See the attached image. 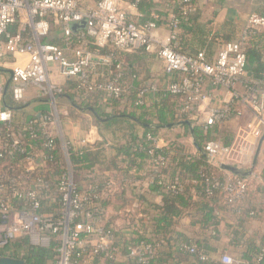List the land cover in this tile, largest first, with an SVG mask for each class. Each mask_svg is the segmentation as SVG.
<instances>
[{"label":"built area","instance_id":"built-area-1","mask_svg":"<svg viewBox=\"0 0 264 264\" xmlns=\"http://www.w3.org/2000/svg\"><path fill=\"white\" fill-rule=\"evenodd\" d=\"M93 2V8L82 10L77 0H0V60L6 54L29 58L28 64L13 69L14 101H24L30 83L42 87L54 100L52 113L41 119L35 117L18 126L16 131L9 126L13 112L3 106L5 86L0 84V242L27 237L34 246L48 247L54 235L60 240L61 246L51 264H80L82 259H94L96 256H105L115 262L118 256L116 232L105 224V211L99 208L100 202L114 192L115 184L108 181L95 183L84 190L79 188L69 162L70 149L74 147L70 142L64 141L67 171L57 186L61 203L60 216L43 212L45 204L55 201L50 195V184L43 177L29 176V173L43 168L45 162L39 159L40 154L27 150L28 141L42 137L46 141L45 146L51 149L54 137L60 136L54 131L60 119L55 98L65 94L66 88L51 81L50 65L59 66L66 78L75 79L76 91L83 97L102 92L107 99H123L125 88L121 78L126 63L114 55L103 57V63L107 66L117 63V74L97 78L93 73V55L85 47L87 37L92 38L95 45L101 48L109 46L120 51L144 49L154 54L164 63L165 74L176 78L167 85L165 91L181 99L180 113L190 119H194L201 107L209 101L211 90L227 91L230 100L208 111L204 122L206 129L243 116V108L252 112L253 120L240 130L233 143L224 144L218 140L205 142L204 152L212 165L219 167V164H226L237 168L247 165L253 148L264 135V79H248L245 49L246 42L253 35L264 33V17L250 15L239 40L223 45L216 59L211 62L205 52L186 56L176 50L180 25L178 17H170V35L163 42L154 35L157 29L155 21L138 25L120 9L118 0ZM179 3L184 17L194 10L193 0H180ZM52 18L62 30L66 47L73 46L74 28L86 23V31L80 33L75 41L74 60L67 58L64 48L45 40L51 33ZM12 26H17L16 32L11 31ZM240 85L245 87V93L239 91ZM157 90L156 84H148L140 92L137 105H144L147 94ZM146 141L154 144L149 151L154 177L166 190L179 192L182 186L180 183L169 184L165 181L162 171L168 159L158 152L155 137L148 134ZM17 155L23 156L21 173H15L14 166L7 164L8 159ZM203 186L206 196L219 193L233 207L243 203L250 191L246 178L227 171L219 177H206ZM250 216H256V213L251 212ZM156 248L153 243L141 242L137 247H129L128 256L134 258L137 264H149L151 257H148V253ZM182 248L192 255L198 254L195 247L183 245ZM199 259L205 261L207 257L199 255ZM221 262L236 263L228 254H223Z\"/></svg>","mask_w":264,"mask_h":264},{"label":"crops","instance_id":"crops-1","mask_svg":"<svg viewBox=\"0 0 264 264\" xmlns=\"http://www.w3.org/2000/svg\"><path fill=\"white\" fill-rule=\"evenodd\" d=\"M77 1L82 10L95 6L93 0ZM118 2L120 9L138 25L155 21L157 29L154 35L163 42L168 40L170 35L168 22L170 17L177 14L179 0H146L139 6L134 3V0H118ZM254 13L264 15V0H196L193 24L195 27H203L205 34L201 36L196 31L186 33L184 49L188 53L205 52L209 61H214L225 43L239 40L247 26L249 16ZM82 26L85 28L84 25ZM10 29L16 32L17 26H12ZM45 40L64 48L69 60L75 59L73 53L75 46H65L62 30L54 18L51 19V33ZM86 49L93 55L94 75L97 78L107 77L110 74L109 67L103 63L101 54L89 48ZM124 58L132 72L147 76L146 85L156 84L158 89L165 90L167 85L176 79L175 76L169 77L165 74L164 63L154 54H140L131 50L125 53ZM28 62L27 56L11 54H6L0 60V84L6 88L10 83L3 106L12 110V123L17 126H22L35 117L41 119L54 111V100L42 87L34 83L27 85L23 102L14 101L12 76L9 72H13L16 66H25ZM50 69L51 81L65 87L67 91L66 95L55 98L61 116L59 123L55 126V133L64 135L66 138L64 140L70 142L75 149L86 148L89 151L88 158L94 171L91 178H94L96 183L112 181L115 184L114 192L103 201L105 224L114 228L116 232L115 246L118 248V256L115 264H132L128 256V247L131 242L139 238L152 242L158 240L157 221L163 213L166 190L156 182L149 161L140 158V154H135L138 150L136 145L143 139L146 140L148 134L155 137L156 147L170 159L165 181L169 184L181 183L191 196L187 207H179L182 211L175 225L171 227V231L166 232L159 239L164 264H199L197 263L199 260L197 261L194 255L182 248L181 244L184 243L191 242L192 245L189 246L200 247L208 241L217 249L215 257L219 261L223 254H228L238 262L241 261V256L236 251L243 248H234L235 243L239 240L260 242L264 237V141L262 142V138L253 148L251 160L247 165L239 167L244 173L251 172L246 179L253 185L244 208L248 211H256V216L239 215L234 209L226 208L220 200H216L214 214L218 217L219 223L213 228L205 229L200 223L201 200L198 196L199 187L195 183L196 172L194 171L199 167L195 158L204 154L203 150H199L195 145V137L190 127L189 142L186 141L187 137L183 131L186 128L183 125L165 127L174 123L160 125L156 116L151 118L152 124L149 126L129 119L123 124L107 127L105 122L99 121L96 117L93 108L88 106L87 97L76 92V80L66 78L57 65H50ZM239 91L245 93V87L240 85ZM159 98L155 95L149 96L145 106L155 110L156 103L160 104ZM230 98V94L225 90H211L209 101L201 107L194 119H190L193 129L195 126H201L206 130L204 122L208 111L229 101ZM118 103L113 105L106 98L95 102L97 109L104 114L133 112L130 107L126 108L125 103ZM243 112V116L239 118L208 128L209 138L206 141L218 140L224 144L233 143L240 130L253 120V114L249 109L243 108ZM151 126L160 128L158 132L152 133L148 131ZM179 129L182 134L173 136L172 133ZM85 140L86 143H83ZM175 144H179L182 150L174 148ZM249 164L250 169L243 171ZM78 182L80 188L88 187V181L79 178ZM21 241L22 237H18L0 242V257L24 261ZM47 264L51 262L48 261ZM82 264H106V261L104 259L85 260Z\"/></svg>","mask_w":264,"mask_h":264},{"label":"trees","instance_id":"trees-1","mask_svg":"<svg viewBox=\"0 0 264 264\" xmlns=\"http://www.w3.org/2000/svg\"><path fill=\"white\" fill-rule=\"evenodd\" d=\"M146 0H140L137 2L134 0V3L136 5H140ZM222 1V0H221ZM180 2V0H179ZM194 3V10L185 17L181 15V5L179 3L178 6V12L175 15L180 20L179 29L177 31V42L178 46L176 50L186 56L196 55L199 52L194 53H188L184 49V37L186 33H195L198 32L201 36L205 34V29L201 26H194L193 22V13L195 11V5L196 0H193ZM221 3V2H220ZM223 5V2H222ZM252 15H259L264 17V15L254 13ZM85 28L82 26V24L77 25L74 28L73 32V46L75 45V41L77 40V37L80 33L85 32ZM86 48L91 49L92 51H96L101 54L102 57H106L109 55H114L118 57L120 60H123L126 63V70L123 73V77L121 78V82L123 84V88H125V94L123 96V99L120 101L107 99L105 97V94L102 92H96L88 94L87 101H89L88 106H91L93 110L95 111L96 117L99 119V121H103L106 123L107 127L113 126V125H119L123 124L127 120H135L137 123H140L145 126H149L152 124L151 118L157 117L160 121V125H165L168 123H177L182 121H191L190 118L184 114L180 113V104L181 99L179 97L173 96L168 94L165 90L158 89L155 93L147 94V97L145 98V104L144 105H137L139 101V94L140 92L147 86L146 81L148 80L147 76H142L140 73L133 71L130 68V66L127 64V61L124 58V55L128 51H120L117 50L114 47H98L95 45L94 40L90 37H87L86 40ZM226 44V43H225ZM224 44V45H225ZM223 47V46H222ZM247 58H248V64H247V77L248 79H254V80H262L264 79V33H256L253 35L248 42H246L245 45ZM134 52L140 53V54H148L144 49H134ZM117 63L114 62L111 65H109V73L110 76H115L117 74ZM77 88V82L75 85V90ZM77 92V91H76ZM67 91L65 92L66 95ZM78 93V92H77ZM82 95V94H81ZM151 95H155L160 97L159 102L160 104L156 103L155 110H151L147 108L146 101L147 98ZM109 100L113 105H118V102L125 103L126 108L133 109V112L126 113V112H120L118 114H104L100 112L95 102H99L104 99ZM94 103V104H93ZM176 108V109H175ZM10 109V108H9ZM175 109V110H174ZM126 111V110H125ZM106 119V120H105ZM168 119V120H166ZM39 123V122H38ZM9 126L12 128H15V130H18V126L14 123H11ZM184 128L189 130V126L183 125ZM160 128V127H159ZM159 128L157 127H151L148 129V131L155 133L158 132ZM208 129H204V127L201 126H195L193 129V135L195 137L196 146L199 150L204 151V141L209 138L208 135ZM66 142V140H65ZM46 141L39 137L35 140H30L26 144V148L28 151L34 152L35 154H40L41 157L39 159H43L45 162V166L43 168H40L39 170L29 173L31 177H43L51 187L50 195L53 197V200H51L48 204H45L43 207V212L46 214L55 213L58 214V216L61 215V203L59 202L60 194L58 192V183L60 178L63 176V174L67 171L66 170V162H65V152H64V141L60 138V136L56 135L54 137V146L53 148L49 149L45 146ZM137 152L135 154H140V158H143L145 160H148L150 163V155L149 151L154 147V144L151 142H147L145 139H143L138 145H136ZM183 147V145H182ZM174 148L181 147L179 144H175ZM160 154H163L168 159V164L170 163L169 157L162 153L163 151H159ZM89 151L86 148L81 149H75L74 147H71L70 149V155H69V162L73 169L75 183L80 188L78 179L82 178L86 181H88V186L95 185V179L91 178L94 175L93 171V165L90 163L88 158ZM23 156L17 155L15 158H10L7 160V164L10 166H14L16 169L15 173H21L23 172L21 169ZM197 159L198 168H196L194 171L196 172V179L195 183L198 185V196L200 198V223L203 224V228L209 229L210 227H215L218 225V217L214 214V201L220 200L222 204L226 208H232L239 215H249L251 212L256 211H248L244 208V204L248 198L244 200L243 203L238 204V206L233 207L230 206L226 201L224 200L223 196L219 193L215 194L214 196L208 197L204 194V180L206 177H219L222 176L223 170H221L219 167L212 165L209 162V159L205 155H199V157L195 158ZM168 164L166 167H164L162 174L166 177V169L168 167ZM20 166V168H19ZM193 167V165H192ZM205 175L203 178L202 175ZM90 175V176H89ZM90 177V178H88ZM156 182L158 183V179H156ZM179 183V182H178ZM98 184H101L98 182ZM159 184V183H158ZM181 184V183H180ZM264 184V180H263ZM182 185V184H181ZM161 188H166L162 185H160ZM85 189V188H84ZM83 189V190H84ZM165 206L162 209L163 213H161L160 219L157 221V230L156 234L158 236V240L156 242L148 241L145 238H139L138 240L131 242L129 247L131 246H139L141 242H150L157 246L155 251L148 253V257H151L149 264H164L162 260V251L160 249L159 244L161 242L159 239L162 237L163 234L166 232L171 231V227L175 225L176 219L181 214V209L179 207H187L188 200L191 197L188 193V190L185 186H181V190L179 192H173L172 190H166L165 191ZM250 192V191H249ZM249 195V194H248ZM192 199V198H191ZM187 201V202H186ZM104 203L103 201L100 202L99 208L104 209L103 207ZM79 222V221H78ZM80 223V222H79ZM165 236V235H164ZM188 241V240H186ZM22 248L24 249V256L23 259L26 264H47V262L53 263L55 261L57 250L61 246L60 240L57 239L56 236H52L51 244L49 247H42V246H34L30 243L29 239L27 237H22ZM189 246L192 245L191 242L189 244H181ZM129 247H128V255H129ZM192 247V246H190ZM236 249H242L237 250L236 252L239 253L240 260L236 262L235 264H264V237L260 240L259 243H257L254 240H247L242 241L239 240L238 243H235L233 245ZM242 247V248H241ZM197 249L198 254L194 255L197 258V263L199 264H223L221 261L215 257L217 255V249L212 246L208 241H205L200 247H195ZM199 255H205L207 257V260L201 261L199 259ZM104 259L106 261V264H115L112 260H109L105 256H96L94 259H82L80 264H82L85 260H99ZM132 264H137L136 260L134 258H129Z\"/></svg>","mask_w":264,"mask_h":264},{"label":"water","instance_id":"water-1","mask_svg":"<svg viewBox=\"0 0 264 264\" xmlns=\"http://www.w3.org/2000/svg\"><path fill=\"white\" fill-rule=\"evenodd\" d=\"M83 25L85 26L86 23H84ZM9 73L11 74V76L13 75L12 71H10ZM11 81H12V78H11ZM9 84L5 88V94L7 93L8 89H9ZM90 110H92V109L90 108ZM177 125L178 126L179 125H187V126L190 127V130L193 133V123L190 122V121H182V122L170 124V125L165 126V127H172V126H177ZM151 127H156V126H151ZM263 141H264V135L262 137V142ZM262 142H261V144H262ZM260 148H259V151H260ZM263 153H264V149H263ZM203 154L209 159V157L207 156V154L204 151H203ZM218 166L223 171L230 172V173H232V174H234L236 176H240V177H243V178H246L248 175L251 174V172L244 173L239 168H237L235 166H231V165L219 164ZM0 264H26V263L23 260H17V259L10 258V257H0Z\"/></svg>","mask_w":264,"mask_h":264},{"label":"rangeland","instance_id":"rangeland-1","mask_svg":"<svg viewBox=\"0 0 264 264\" xmlns=\"http://www.w3.org/2000/svg\"><path fill=\"white\" fill-rule=\"evenodd\" d=\"M59 109V108H58ZM59 114H60V109H59ZM87 115H89V113H87ZM61 116L59 115V118H60ZM183 131H184V134H186V137H187V142H189L188 140H189V138H190V132H189V130H187V129H183ZM175 134H182V131H181V129H179V130H177V131H175L174 133H172V135L174 136ZM60 138L62 139V141H65L64 140V135H62V136H60ZM66 139V138H65ZM249 166H250V164L248 165V166H246V168L245 169H243V171H248L250 168H249ZM248 182H249V185H250V188H252V182L250 181V180H248Z\"/></svg>","mask_w":264,"mask_h":264}]
</instances>
